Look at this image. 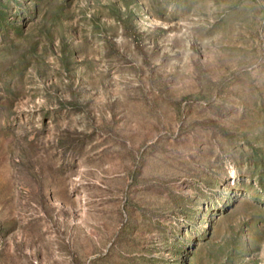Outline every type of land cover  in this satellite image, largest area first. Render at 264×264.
<instances>
[{
  "label": "rangeland",
  "instance_id": "374dc122",
  "mask_svg": "<svg viewBox=\"0 0 264 264\" xmlns=\"http://www.w3.org/2000/svg\"><path fill=\"white\" fill-rule=\"evenodd\" d=\"M0 264H264V0H0Z\"/></svg>",
  "mask_w": 264,
  "mask_h": 264
}]
</instances>
